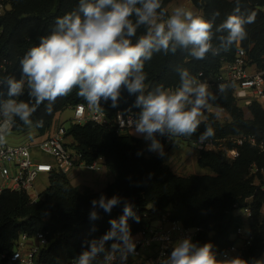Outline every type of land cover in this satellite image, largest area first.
<instances>
[{
	"label": "trees",
	"instance_id": "obj_1",
	"mask_svg": "<svg viewBox=\"0 0 264 264\" xmlns=\"http://www.w3.org/2000/svg\"><path fill=\"white\" fill-rule=\"evenodd\" d=\"M190 1L202 11L205 19L213 22L212 44L214 49H219V54L213 55L210 51L205 59L196 60L189 56L188 49L179 47L175 53L163 50L153 52L151 60H146L144 65L147 90L158 85L178 87V68H187L193 76L199 73L212 75L219 72L223 63L232 61L238 45L223 51L221 39L227 36V32L219 29L237 6L240 8L239 15L255 13V21L245 26L247 38L240 42V47L248 52L252 64L264 68V0H238L225 6L222 0ZM168 2L162 0V7L158 10L161 16H167L165 7ZM78 5L79 0H14L11 11L0 21V60L7 63L6 72L0 69V78L12 76L19 79L20 61L25 54L39 45L41 37L50 35L56 29L58 17L72 12ZM217 12L219 15H216ZM131 19L135 23L137 18L132 16ZM146 30V25H139L136 35L131 38L133 43ZM6 91L5 82L4 95ZM77 91L74 89L67 97L57 99L51 113L45 111L47 102L41 104L32 114V127L25 126L16 118L14 132L31 129L39 137H45L60 123L58 116L64 111L79 104L87 105L83 98L77 96ZM22 99L28 100L27 91ZM135 99V95L124 89L118 107H112L111 101H101V112L113 118L119 110L138 111L140 109L132 107ZM210 104L214 109L225 110L231 122L222 125L215 116L207 115V120L192 137L180 138L198 140L206 125L210 124L215 135L205 141L219 143L235 136H252L258 146L264 147V109L261 104L253 102L248 107L252 120L245 119L231 90L217 96L214 101L210 100ZM40 119L43 120V127H36L35 123ZM67 138L86 163L91 164L97 157L103 156L106 169L114 176V181L100 192H81L70 183L67 174L54 173L44 201L33 205L25 195L4 192L0 195V253L12 251L22 235L43 234L51 244L40 254L36 264H70L83 251L89 250L93 241L99 244L111 230L110 220H119L127 202L139 216V222L134 217L128 219L132 237L168 214L171 220L179 221L187 228L202 229L197 245L210 243L217 256L233 247L231 238L243 225L241 217L235 215L234 206H249L252 217L248 224L253 240L242 250L240 261L242 264H264V148L231 144L233 149L230 150L237 153L233 160L220 153L201 151L198 166L211 170L214 176L183 178L169 169L164 156L148 159L143 141L131 135H117L87 124L70 125ZM101 194L107 198L117 195L120 203L111 212H105L98 206L94 209L91 201L99 199ZM94 210L97 218L91 219L90 214ZM112 243L107 241L105 246Z\"/></svg>",
	"mask_w": 264,
	"mask_h": 264
},
{
	"label": "clouds",
	"instance_id": "obj_2",
	"mask_svg": "<svg viewBox=\"0 0 264 264\" xmlns=\"http://www.w3.org/2000/svg\"><path fill=\"white\" fill-rule=\"evenodd\" d=\"M139 5V6H138ZM162 0H79L78 8L56 19V29L41 37L38 46L32 47L20 61L21 77L0 78V86L6 82V98L0 91V143L19 118L25 126L32 127V114L41 104L45 111L52 112L56 100L67 97L74 89L83 98L87 107L94 111L103 110L101 101H111L118 107L122 90L126 89L136 99L132 107L140 109L133 120L134 133L151 139L150 150L163 156L164 146L157 134L169 139L192 137L207 120L205 111L210 110L217 96L210 93L209 86L187 68H178L180 84L175 89L158 85L147 90L144 71L146 60L153 52L175 53L177 48L188 49L189 56L203 60L214 49L213 22L184 7H176L166 19L159 18ZM239 6L234 9L220 31L227 36L221 39L223 51L238 45L247 38L246 25L255 21V13L239 15ZM216 15H219L217 12ZM135 16L133 23L131 17ZM146 25L147 30L135 43L137 27ZM229 85L221 83L218 92L224 93ZM27 90L28 100L19 99ZM219 118V113L216 114ZM43 127V120L35 123ZM215 135L212 126L206 125L198 140L203 141ZM105 212H111L120 203V197L107 198L101 194L91 201ZM91 219L97 218L94 210ZM129 217L139 222L133 206L125 202L123 215L119 220H110L111 230L99 244L93 241L90 249L83 251L76 264H90L98 253L105 252L104 260L119 253L120 264H126L130 255L136 254V242L131 235ZM113 241L105 249V242ZM158 264H242L239 259L218 260L210 243L198 246L191 236L174 242L169 255L163 256Z\"/></svg>",
	"mask_w": 264,
	"mask_h": 264
},
{
	"label": "built area",
	"instance_id": "obj_3",
	"mask_svg": "<svg viewBox=\"0 0 264 264\" xmlns=\"http://www.w3.org/2000/svg\"><path fill=\"white\" fill-rule=\"evenodd\" d=\"M13 1L0 0V21L7 12L11 11ZM1 32L2 28L0 27V34ZM237 47L232 61L223 63L218 73L212 75L199 73L195 76L202 82H206L210 93L216 96L223 94L218 92V85L224 83L229 85L226 91L231 90L233 98L239 106L248 108L253 102H258L264 109V75L259 72H250L252 61L248 52L240 47V43ZM6 65L5 61L0 60V69L3 72H6ZM3 88L4 85L0 86V91ZM6 92L3 98H6ZM22 97L19 99H22ZM71 109L73 111L71 125L85 126L93 124L96 127L113 131L117 135H130L134 132L133 120L140 111L125 112L119 110L113 118H109L101 111L97 112L89 109L85 104H79ZM211 109L214 108L211 107ZM211 109L206 110L205 115L210 113ZM13 129L14 126L10 132H14ZM67 133L68 128L59 123L45 137L33 138L19 145L9 144L6 136L5 142L0 143V195L4 192L22 194L33 205L45 199L46 191H41L38 187V182L42 177L47 178L50 182V177L54 173L68 175L72 171L81 169L101 173L106 169V161L103 156L97 157L91 164L86 163L82 154L72 147L73 142L67 138ZM157 139L162 144L185 141L180 137H174L171 140L167 137V134L164 136L157 134ZM229 141L235 146L249 144L253 147H259L261 150L264 148L263 145L258 146L256 139L252 136H235L229 138ZM189 142L199 152L219 153L218 143L214 141H203L201 143L199 140H190ZM232 153L235 157L237 156L235 150H232ZM46 158L51 159V161L45 160ZM234 210L235 215L241 217L243 225L231 238L234 242L233 247L216 256L221 261L227 259L240 260L242 250L251 245L253 240L248 224L249 219L252 217L251 208L249 206L242 208L234 206ZM201 233L202 229L187 228L181 222L171 220L169 215L166 214L132 237L137 245L136 254L130 255L126 264H158L160 258L170 254L177 239L191 236L192 241L197 244ZM50 244V240L43 234L35 236L22 235L15 242L12 251L0 253V264H36L40 254L49 248ZM109 247L105 246V249ZM104 256L105 252L98 253L90 261V264H105ZM77 260L71 261L70 264H76ZM107 264H120L119 253L108 260Z\"/></svg>",
	"mask_w": 264,
	"mask_h": 264
},
{
	"label": "rangeland",
	"instance_id": "obj_4",
	"mask_svg": "<svg viewBox=\"0 0 264 264\" xmlns=\"http://www.w3.org/2000/svg\"><path fill=\"white\" fill-rule=\"evenodd\" d=\"M238 0H222L223 5L231 4L233 2H237ZM176 7H184L186 10L193 11L197 15L203 16V13L200 9H197L190 0H169L166 4L165 10L167 16L171 14L172 10ZM167 16H160L159 18L162 20L166 19ZM264 60V58H263ZM264 65V63H263ZM250 72H259L264 75V68L259 67L257 64H252L250 66ZM244 117L246 120H252L253 116L248 111V108L241 107ZM217 113H219V118H217ZM207 115L215 116V119L221 123L222 125L229 124L231 122V118L226 111H220L217 109H211L210 113ZM73 116L72 109H67L61 115L58 116V123L60 121L61 124H64L67 128L71 125V119ZM128 135V134H124ZM33 138H38L37 133L33 132L31 129H27L25 131H15L10 132L7 135V141L11 145H19L25 141L31 140ZM42 138V137H41ZM70 141V140H67ZM143 143L145 144L146 157L151 159L153 157L159 156V153L156 151L150 150L151 139L143 138ZM232 143L229 141V138L223 139L218 143V151L221 155H225L227 159L233 160L234 153L230 150L232 147ZM164 146V157L165 164L169 167V169L176 175L183 178H190L192 176L198 177H211L214 176L211 170L209 169H201L198 166V156L199 151L194 147L189 141H173L171 144H163ZM233 149V148H232ZM45 160L51 161V159L46 158ZM70 183L79 189L81 192H89V193H97L101 189L105 188L108 184L114 181V176L105 169L101 173H93L86 169L72 171L67 175ZM1 186V180H0ZM38 187L41 191H46L49 187V181L47 178L42 177L38 182ZM238 214V213H237ZM264 214V210L262 211V215ZM234 255V254H233ZM218 260H221L219 257Z\"/></svg>",
	"mask_w": 264,
	"mask_h": 264
},
{
	"label": "crops",
	"instance_id": "obj_5",
	"mask_svg": "<svg viewBox=\"0 0 264 264\" xmlns=\"http://www.w3.org/2000/svg\"><path fill=\"white\" fill-rule=\"evenodd\" d=\"M130 135L133 136V137H135V138H137V139H140V140L143 141V138H144L143 135H136L134 132H133V133H130ZM106 187H107V186H106ZM106 187H105V188H106ZM105 188L101 189L100 191L104 190ZM100 191H98V192H100Z\"/></svg>",
	"mask_w": 264,
	"mask_h": 264
}]
</instances>
